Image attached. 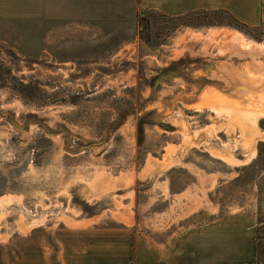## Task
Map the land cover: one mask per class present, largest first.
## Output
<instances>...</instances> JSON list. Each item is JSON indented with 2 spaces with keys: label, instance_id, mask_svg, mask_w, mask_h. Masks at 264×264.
Wrapping results in <instances>:
<instances>
[{
  "label": "rangeland",
  "instance_id": "374dc122",
  "mask_svg": "<svg viewBox=\"0 0 264 264\" xmlns=\"http://www.w3.org/2000/svg\"><path fill=\"white\" fill-rule=\"evenodd\" d=\"M208 178L218 213L256 201L264 264V28L0 21V264L205 223L170 198Z\"/></svg>",
  "mask_w": 264,
  "mask_h": 264
},
{
  "label": "crops",
  "instance_id": "0c3cea01",
  "mask_svg": "<svg viewBox=\"0 0 264 264\" xmlns=\"http://www.w3.org/2000/svg\"><path fill=\"white\" fill-rule=\"evenodd\" d=\"M146 11L167 17L223 12L243 27L264 28V0H0V21L4 22L133 21ZM211 185L214 181L208 178L201 184V195L184 192L170 198L192 206L178 217L186 219L203 210L210 216L205 223L158 227L149 235L90 244L70 253L61 264H258L256 201L218 213L207 204Z\"/></svg>",
  "mask_w": 264,
  "mask_h": 264
},
{
  "label": "trees",
  "instance_id": "16d2710c",
  "mask_svg": "<svg viewBox=\"0 0 264 264\" xmlns=\"http://www.w3.org/2000/svg\"><path fill=\"white\" fill-rule=\"evenodd\" d=\"M235 22H236V21H235ZM245 28H246V27H245ZM258 224H259V228H260V224H261V223H260V221H259V215H258ZM259 228H258V233H259ZM258 238H259V243H260V239H261V238L259 237V234H258ZM259 245H260V244H258V258H259V255H260Z\"/></svg>",
  "mask_w": 264,
  "mask_h": 264
}]
</instances>
